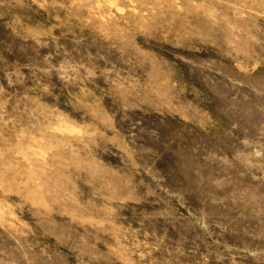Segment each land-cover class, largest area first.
<instances>
[{"label":"rangeland","instance_id":"obj_1","mask_svg":"<svg viewBox=\"0 0 264 264\" xmlns=\"http://www.w3.org/2000/svg\"><path fill=\"white\" fill-rule=\"evenodd\" d=\"M0 264H264V0H0Z\"/></svg>","mask_w":264,"mask_h":264}]
</instances>
